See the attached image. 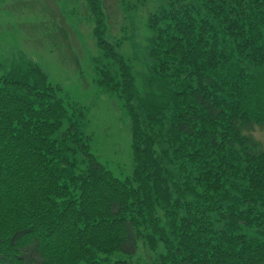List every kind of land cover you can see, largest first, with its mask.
<instances>
[{
    "label": "trees",
    "instance_id": "trees-1",
    "mask_svg": "<svg viewBox=\"0 0 264 264\" xmlns=\"http://www.w3.org/2000/svg\"><path fill=\"white\" fill-rule=\"evenodd\" d=\"M189 1L149 19L143 94L94 31L111 61L99 84L131 119V176L94 158L83 110L39 66L0 76V264H134L160 244L153 264H264V148L246 133L264 128V0Z\"/></svg>",
    "mask_w": 264,
    "mask_h": 264
},
{
    "label": "rangeland",
    "instance_id": "rangeland-1",
    "mask_svg": "<svg viewBox=\"0 0 264 264\" xmlns=\"http://www.w3.org/2000/svg\"><path fill=\"white\" fill-rule=\"evenodd\" d=\"M15 1L0 0V76L20 63L39 66L47 80L58 87L57 94L65 104L83 110L80 128L88 136L94 158L119 178L131 176V119L118 94L99 84V70L111 61L98 45L96 25L103 39L130 65L135 90L143 94L149 91L153 38L150 17L191 2L99 0L98 22L86 0ZM115 68L112 63L110 69ZM246 133L264 148L263 127L255 126ZM161 251L160 244L156 252L147 254L141 245L138 253L128 259L134 264H153V257L156 254L157 259Z\"/></svg>",
    "mask_w": 264,
    "mask_h": 264
}]
</instances>
